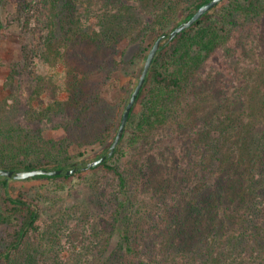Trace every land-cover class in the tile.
<instances>
[{"label": "trees", "instance_id": "obj_1", "mask_svg": "<svg viewBox=\"0 0 264 264\" xmlns=\"http://www.w3.org/2000/svg\"><path fill=\"white\" fill-rule=\"evenodd\" d=\"M209 1L106 0L67 28V0H0V42L12 24L23 38L0 85V169H62L26 178L54 191L104 174L81 205L93 222L52 226L45 200L0 175V264H264V0H222L165 40L109 155L129 67ZM97 145L108 157L85 171Z\"/></svg>", "mask_w": 264, "mask_h": 264}, {"label": "rangeland", "instance_id": "obj_2", "mask_svg": "<svg viewBox=\"0 0 264 264\" xmlns=\"http://www.w3.org/2000/svg\"><path fill=\"white\" fill-rule=\"evenodd\" d=\"M66 1V0H64ZM106 0H67L70 2L68 4V8L64 11L65 18V26L67 28H77L76 25L84 26L87 22L84 16L87 13L85 9L90 5L91 8H97L98 5L104 4ZM10 8V6H9ZM71 8V9H70ZM5 10L3 4H0V20L3 23H6L5 20ZM63 25V24H62ZM22 36L20 35L19 28L17 24H12L8 27L6 38L1 40L0 42V58H1V66H0V85H2L12 67L16 65L19 59V47L20 42L22 41ZM137 43H132L128 49L127 58H131L137 48ZM145 64V60L137 58L135 63L129 67L130 74H133L132 77L135 80V85H137L140 75L143 71ZM63 68L62 65H59V70ZM42 72L44 74H48L53 72V67L43 66ZM120 90L117 89V86H112L109 88L107 93V102L108 106H112L116 103L117 100L120 99ZM87 153L80 157L84 164L94 160L96 155L104 151V146H93L86 148ZM86 169L85 171H88ZM104 177L103 171L99 173L95 172H84L80 175L74 177V180L70 185H67L64 190L54 191L52 190V186L50 184L49 179H16L13 181L14 185L17 189H23L24 191L34 195L38 199L45 200L44 208H46V213L44 215V222L47 225H54L57 220H60L62 217H65V220L70 223H76L80 220V215L88 220L89 222H93L94 217H88L85 210L83 213L81 211L82 202L89 196L93 190L91 188L92 184L95 180L101 179ZM94 198L93 209H97L96 207V197L91 195ZM86 213V214H85ZM65 245L67 246V239H65ZM115 243L112 245L114 247ZM68 247V246H67ZM67 254V252L65 253Z\"/></svg>", "mask_w": 264, "mask_h": 264}, {"label": "water", "instance_id": "obj_3", "mask_svg": "<svg viewBox=\"0 0 264 264\" xmlns=\"http://www.w3.org/2000/svg\"><path fill=\"white\" fill-rule=\"evenodd\" d=\"M222 0H210L209 2L203 4L196 12L195 14L188 20L182 22L181 24H179L174 30H172L169 34L165 33L162 34L154 43L153 47L151 48L145 64H144V68L143 71L140 75L139 81L137 83V85L135 86L134 91L131 94L130 100L128 102V104L126 105V108L123 112V116H122V120L118 129V132L116 134V137L111 145V149L109 152V155H112L115 150L116 147L118 146V144L120 143L123 134L125 132L131 111L133 109V106L136 103V100L146 82L147 79V75L150 71V68L153 64V61L159 51V49L161 48L162 43L165 40H172L176 35H178L181 31H183L184 29L190 27L192 24H194L199 18H201L203 16V14H205L206 12L210 11L212 8H214L215 6H217ZM108 157V155H103L100 158H97L95 160H92L90 162L87 163L86 166H83V169H87V168H91L93 166H96L100 163H102L106 158ZM75 168L74 169H70L68 171V173H72L75 172ZM62 172V169H50V168H35V169H29V170H19V171H15V170H11V169H0V175H5L7 177H14L15 179H26V178H30L39 174H48V175H56V174H60Z\"/></svg>", "mask_w": 264, "mask_h": 264}]
</instances>
